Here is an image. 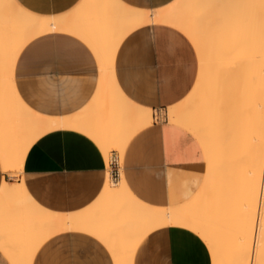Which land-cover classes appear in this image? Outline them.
<instances>
[{"label":"bare ground","instance_id":"obj_1","mask_svg":"<svg viewBox=\"0 0 264 264\" xmlns=\"http://www.w3.org/2000/svg\"><path fill=\"white\" fill-rule=\"evenodd\" d=\"M255 20L263 28L249 30ZM150 22L182 29L201 63L194 88L160 112V118L167 116L198 138L207 155L206 174L192 196L167 206L138 197L124 174L116 181L109 154L115 145L122 165L131 139L155 122L154 109L131 100L115 77L123 39ZM54 30L82 37L99 59L101 80L94 102L103 108L97 120H86L85 114L42 115L17 88L20 52L35 37ZM0 73V155L6 171L21 174L32 144L61 127H78L94 137L110 167L95 205L68 214L42 206L24 181L6 180L0 192V247L13 264H33L50 236L71 229L103 240L116 264H134L142 239L170 226L188 228L203 238L213 264H264V0H176L156 10L122 0H84L72 12L54 17L35 15L17 0H0ZM233 152L241 165L223 166L219 156L231 157ZM236 214L242 218L239 232L228 243L224 217Z\"/></svg>","mask_w":264,"mask_h":264},{"label":"crops","instance_id":"obj_2","mask_svg":"<svg viewBox=\"0 0 264 264\" xmlns=\"http://www.w3.org/2000/svg\"><path fill=\"white\" fill-rule=\"evenodd\" d=\"M17 1L35 15L54 17L72 12L84 0ZM122 1L156 10L176 0ZM200 66L192 39L166 22H150L130 31L117 50L115 77L119 87L134 102L153 108L155 122L131 139L122 165L120 152L111 150V171L114 178L119 170L117 181L124 174L134 193L151 204L167 206L184 201L200 188L205 177L207 155L198 138L167 116L160 118V112L191 92ZM100 80L96 53L73 32L54 30L35 37L17 60L16 85L22 98L33 110L49 117L85 114L86 120H97L103 108L94 102ZM112 113L116 111L109 110ZM113 156L118 157L119 166L112 164ZM109 172L107 154L94 137L78 127H61L32 144L21 174L6 171L0 155V192L6 180L24 181L29 193L45 208L66 214L81 212L95 205ZM175 227L147 234L136 250L134 264H213L203 238L188 228ZM0 264H13L1 247ZM33 264L116 262L103 240L71 229L50 236L39 247Z\"/></svg>","mask_w":264,"mask_h":264},{"label":"rangeland","instance_id":"obj_3","mask_svg":"<svg viewBox=\"0 0 264 264\" xmlns=\"http://www.w3.org/2000/svg\"><path fill=\"white\" fill-rule=\"evenodd\" d=\"M260 26V28H263V22L260 21H254L252 24H250L249 27H258ZM250 30V29H249ZM248 30V31H249ZM113 149H118L115 145H112L109 149V154L111 153V150ZM233 156L228 157V156H224V155H220L219 156V160L221 161L223 166H233V165H241V162H239V160L235 159L234 157L236 156V153L233 152L232 153ZM237 157V156H236ZM110 159H111V154H110ZM224 219L226 220L223 224V230L226 232L228 239L230 240L231 243L232 240L234 239L233 237H236L238 235L239 232V227L242 221V218L239 214L233 215V216H225Z\"/></svg>","mask_w":264,"mask_h":264},{"label":"built area","instance_id":"obj_4","mask_svg":"<svg viewBox=\"0 0 264 264\" xmlns=\"http://www.w3.org/2000/svg\"><path fill=\"white\" fill-rule=\"evenodd\" d=\"M112 164L119 166V159L117 156H113ZM119 177H120V174H119V170H118L117 173H114V179L117 181L119 179Z\"/></svg>","mask_w":264,"mask_h":264}]
</instances>
